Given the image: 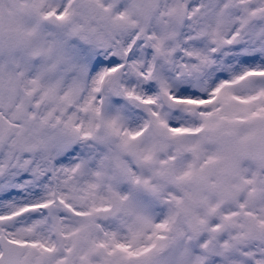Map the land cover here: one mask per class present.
Here are the masks:
<instances>
[{
    "label": "snow or ice",
    "instance_id": "1",
    "mask_svg": "<svg viewBox=\"0 0 264 264\" xmlns=\"http://www.w3.org/2000/svg\"><path fill=\"white\" fill-rule=\"evenodd\" d=\"M0 264H264V0H0Z\"/></svg>",
    "mask_w": 264,
    "mask_h": 264
}]
</instances>
